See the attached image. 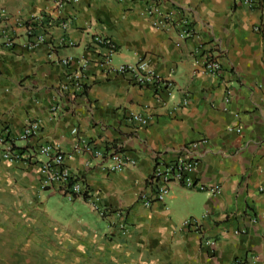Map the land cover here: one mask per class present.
Instances as JSON below:
<instances>
[{"label": "crops", "instance_id": "0c3cea01", "mask_svg": "<svg viewBox=\"0 0 264 264\" xmlns=\"http://www.w3.org/2000/svg\"><path fill=\"white\" fill-rule=\"evenodd\" d=\"M256 1L251 8L239 0H79L58 9L52 0H0L8 13L0 35L18 39L13 49L0 44V127L19 137L38 123L37 134L18 145L33 151L57 145L88 191V198L71 201L56 188L41 189L37 165L0 159V264H230L238 258L264 264V0ZM149 3L188 10L196 36L181 41L174 30L154 26ZM36 18L54 45L67 38L74 46L58 44L55 58L47 44L25 49L27 22ZM96 35L113 42L115 65L144 60L173 82L171 92L157 95L104 74L96 64L104 49L92 45ZM206 51L221 63V76L198 63ZM69 56L93 61L82 94L59 92L69 69L56 59ZM55 104L61 110L53 112ZM130 113L150 117V124L136 126ZM114 149L136 165L109 173ZM186 149L199 157L196 182L221 192L172 185L166 203L143 207L138 198L153 154ZM93 203L111 218L102 219ZM119 209L127 233L110 226ZM205 215L202 235L182 227Z\"/></svg>", "mask_w": 264, "mask_h": 264}, {"label": "built area", "instance_id": "2783aa9c", "mask_svg": "<svg viewBox=\"0 0 264 264\" xmlns=\"http://www.w3.org/2000/svg\"><path fill=\"white\" fill-rule=\"evenodd\" d=\"M56 8H61L65 4H76L79 0H52ZM251 8L257 6L256 0H239ZM188 10L182 7L165 10L161 5L156 3H149L146 7V14L153 19L154 26L162 30H174L181 41L192 39L196 36L195 27L188 16ZM7 10L0 8V25L7 19ZM42 22H47L48 17L42 15L38 18ZM37 18L28 21L24 35L22 46L27 50H35L42 45H49L50 57H56V49L58 44L73 47L72 43L67 38H62L59 43L54 45L48 39L46 32L40 31L35 25ZM68 22L61 23L62 29H67ZM262 28L257 27L256 31ZM0 44L6 49H13L18 45V39L12 34L2 31L0 35ZM92 45L104 49V54L100 56L96 64L104 74H117L124 76L128 81L138 87L151 88L157 95L163 93H170L173 88V82L163 79L154 69H152L144 60L134 63H125L115 65L113 57L115 55V46L113 42L104 36L96 35L92 38ZM198 63L203 66V71L214 76H221L223 71L221 63L214 58L212 51L206 53L198 58ZM59 64L63 65L68 71V75L64 83L59 87L61 94H82L86 90L88 71L93 61L87 58H82L76 61L73 57H65L56 59ZM77 63H74V62ZM77 66L73 69V66ZM232 91L228 90L226 93V104L230 103L232 98ZM188 103V100L185 101ZM61 104H55L52 107L53 112L61 110ZM128 119L139 127H147L150 124V117L139 113H130ZM40 130L38 123H29L23 130L19 137H15L13 133L6 128L0 127V159L16 164L37 165L39 168L40 185L43 190H50L56 188L65 198L71 201L77 198H88L87 187L74 175L66 166V156L64 152L55 144L45 143L40 145L35 151L30 150L28 146L22 147L18 142L27 143ZM241 134L242 129H235ZM74 134L77 130L73 131ZM80 142V141H78ZM204 143H207L204 141ZM78 149V147H76ZM98 156H103L98 153ZM171 156V157H169ZM111 164L108 167L109 173H116L125 170L128 167H134L136 160L124 155L118 150H112L110 154ZM153 170L148 179L147 188L142 192L138 201L143 207L150 209L156 203H166L172 185H179L187 189L197 190L199 192H211L218 194L221 192L220 187H213L208 189L202 184H198L194 178V174L199 167V157L190 153V151L180 150L178 153L171 154L166 151H157L153 154ZM94 211L102 218H111L110 211L93 203ZM115 220L110 224L112 228L118 229L122 233L128 232V225L126 222V212L124 210H116L113 213ZM187 218L182 222V227L185 230H190L202 235L203 219ZM237 231V234L243 233ZM212 245V242H207ZM230 264H246L245 259H235Z\"/></svg>", "mask_w": 264, "mask_h": 264}, {"label": "rangeland", "instance_id": "374dc122", "mask_svg": "<svg viewBox=\"0 0 264 264\" xmlns=\"http://www.w3.org/2000/svg\"><path fill=\"white\" fill-rule=\"evenodd\" d=\"M42 189V188H41ZM43 190V189H42ZM60 201H64V202H66L67 200H65V198H63V197H60Z\"/></svg>", "mask_w": 264, "mask_h": 264}]
</instances>
